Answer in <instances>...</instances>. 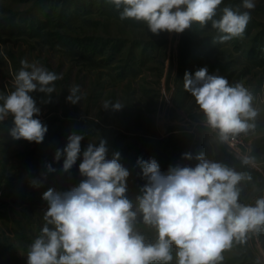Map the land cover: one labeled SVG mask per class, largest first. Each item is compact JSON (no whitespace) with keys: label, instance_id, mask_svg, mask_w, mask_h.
Returning a JSON list of instances; mask_svg holds the SVG:
<instances>
[{"label":"rangeland","instance_id":"rangeland-1","mask_svg":"<svg viewBox=\"0 0 264 264\" xmlns=\"http://www.w3.org/2000/svg\"><path fill=\"white\" fill-rule=\"evenodd\" d=\"M242 2L222 0L219 8ZM217 34L210 24H193L182 33L154 35L144 22L121 20L107 0H0V94L14 90L23 59L62 74L55 92L30 93L40 108L34 118L47 127L41 143L14 139L11 116L0 122V264H27L28 247L45 223L44 192H67L86 179L79 164L90 143L98 147L104 141L108 160L120 154L118 162L130 173L126 196L134 209L147 183L139 160H155L167 173L170 167H195L199 154L252 176L241 182L240 203L254 205L264 197V0H256L243 38L220 44L214 42ZM204 67L254 92V107L260 109L254 132L231 144L219 142L184 88L185 74L194 78ZM72 85L82 93L76 104L67 100ZM103 100L124 106L104 109ZM73 134L83 137L81 153L65 172L63 149ZM249 149L256 168L238 159V152ZM137 228L155 239L153 229L143 223ZM222 255L219 264H264V229L248 233L244 243L234 242Z\"/></svg>","mask_w":264,"mask_h":264},{"label":"clouds","instance_id":"clouds-1","mask_svg":"<svg viewBox=\"0 0 264 264\" xmlns=\"http://www.w3.org/2000/svg\"><path fill=\"white\" fill-rule=\"evenodd\" d=\"M119 11L121 20L144 22L154 35L182 33L193 24L218 33L214 42L224 44L243 38L256 0H243L237 7L219 6L222 0H107ZM245 11H240V8ZM122 9V10H121ZM13 80L14 90L0 94V122L11 116L16 139L41 143L47 127L38 118L40 108L30 95L39 91L51 94L62 79L37 61H20ZM184 88L191 93L206 124L219 142L231 144L240 134L256 129L260 109L254 107L255 94L243 82L208 74L206 67L186 73ZM67 100L76 104L82 98L79 85H72ZM102 107L121 110L119 101L103 100ZM82 136L73 134L63 149V171L76 163L81 153ZM104 141L89 144L83 152L79 172L86 177L78 187L59 193L48 189L40 234L29 245L27 264H219L222 253L234 242L244 243L248 233L264 229V197L255 204L240 203L241 182L252 180L222 163L195 157V167H170L162 173L155 160L138 163L147 183L137 197L138 207L127 198L129 171L119 162V153L106 159ZM61 151L57 150L59 160ZM241 165L258 167L251 154L237 153ZM185 159H193L190 153ZM49 171H54L48 165ZM143 223L155 231L147 238L137 228ZM173 249L175 252L173 254Z\"/></svg>","mask_w":264,"mask_h":264}]
</instances>
